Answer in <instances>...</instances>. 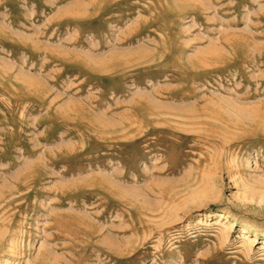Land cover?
Returning <instances> with one entry per match:
<instances>
[{
	"label": "rangeland",
	"instance_id": "1",
	"mask_svg": "<svg viewBox=\"0 0 264 264\" xmlns=\"http://www.w3.org/2000/svg\"><path fill=\"white\" fill-rule=\"evenodd\" d=\"M263 241L264 0H0V264Z\"/></svg>",
	"mask_w": 264,
	"mask_h": 264
},
{
	"label": "bare ground",
	"instance_id": "2",
	"mask_svg": "<svg viewBox=\"0 0 264 264\" xmlns=\"http://www.w3.org/2000/svg\"><path fill=\"white\" fill-rule=\"evenodd\" d=\"M258 233V232H257ZM251 234V233H250ZM244 235V234H243ZM256 236V233L252 236L253 238ZM263 245H264V241H263Z\"/></svg>",
	"mask_w": 264,
	"mask_h": 264
}]
</instances>
